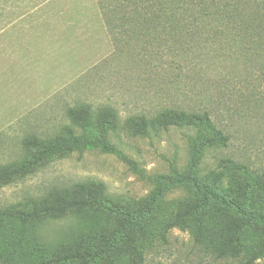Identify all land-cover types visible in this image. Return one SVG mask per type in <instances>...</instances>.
Returning a JSON list of instances; mask_svg holds the SVG:
<instances>
[{"label": "rangeland", "instance_id": "374dc122", "mask_svg": "<svg viewBox=\"0 0 264 264\" xmlns=\"http://www.w3.org/2000/svg\"><path fill=\"white\" fill-rule=\"evenodd\" d=\"M184 1L0 0V169L17 170L0 185L10 228L24 213L48 249L75 248L94 236L100 244L99 234L119 228L125 212L141 211V231L129 240L142 264H248L219 254L226 224L243 213L210 202L197 214L201 224L170 225L202 199V190L178 184L183 176L200 186L219 180L218 193L235 197L249 182L245 213L264 211V68L247 63L250 46L226 20L193 22ZM87 108L91 129L68 117ZM164 110L206 114L220 133L202 138L198 164L194 129L165 124L137 134L141 118ZM98 183L97 206L35 217L57 196L74 199L77 185ZM263 231L255 222L241 242L257 248Z\"/></svg>", "mask_w": 264, "mask_h": 264}, {"label": "trees", "instance_id": "16d2710c", "mask_svg": "<svg viewBox=\"0 0 264 264\" xmlns=\"http://www.w3.org/2000/svg\"><path fill=\"white\" fill-rule=\"evenodd\" d=\"M184 2L186 6L183 3L182 5L194 17L191 19L193 22L226 20L227 25L231 26L241 36L243 35V39L250 46L247 57L249 62L247 63H254L260 69L264 68V0H185ZM120 12L121 10L119 11L118 9V13ZM130 13L133 14L134 11ZM261 76H264V72ZM258 101L260 102V100ZM73 115L76 116L77 114L73 112L68 114L72 121H81L88 128L92 126L90 122L93 115L90 108H87V111L83 112L78 119ZM105 123L108 122L105 121L104 126L107 125ZM165 124L184 125L195 130L197 140L193 139L190 147L194 165L198 164L201 158L202 141H207V139L202 140V138L212 135L213 139H216L220 135L210 125L206 114L202 118H197L195 114L170 112V110H164L150 121L141 118L136 124V132L140 136H146L150 130L156 131L157 128ZM214 141H209L207 147L213 145ZM13 171H8L6 168L0 169V185L11 181L17 173V170ZM261 181V190L264 192V175ZM177 182L178 184L187 182L190 188H195L198 191L202 190L203 193L201 202L186 207L182 213L177 214L173 218L170 225L182 227L185 224L184 222L189 219H194L201 224L197 214L208 206L210 202H219L226 209L237 211L236 213L238 214L243 213L247 217L246 219L235 217V220L226 224L225 239L219 248V254L223 257L242 255L248 264L264 256V231L261 236L262 242L258 244L257 248H253V242L250 245H245L241 242L242 234L248 226L255 222L264 225V211L260 207L249 208L250 212L245 213V209L251 207L248 205L251 197L249 182H245L239 188L237 197L233 196L232 193L223 194L220 192L219 194L218 190L221 183L219 180H214L213 185L200 186L194 183L192 176H183L178 178ZM102 192L103 186L99 183L96 184L95 188L90 187L88 190H85L82 185H77L74 199L67 201L61 196H57L55 203L50 208H39L35 217H39L45 212L57 214L72 208L97 206ZM141 215H144L141 211L125 212L119 228L113 232L99 234L100 244L96 243L94 236L89 242L75 248L62 247L50 250L38 241L35 235V222L33 219L22 213L15 217L18 220V224L10 228L6 219L13 218V215L10 211H6L5 214H0V264H142V255L138 253L137 245H134L129 240L133 233L141 231V222L144 220ZM198 229L200 231L198 237L202 241L204 239L201 238L202 227L199 225ZM143 237L144 239L147 238L144 234ZM119 249H123L122 252L125 254L124 263H121L122 259L117 257Z\"/></svg>", "mask_w": 264, "mask_h": 264}, {"label": "crops", "instance_id": "0c3cea01", "mask_svg": "<svg viewBox=\"0 0 264 264\" xmlns=\"http://www.w3.org/2000/svg\"><path fill=\"white\" fill-rule=\"evenodd\" d=\"M21 2H18V0H15L14 5L15 6H25V5H30L31 6V0H20ZM6 5H8L7 3H4L1 5V7H5Z\"/></svg>", "mask_w": 264, "mask_h": 264}]
</instances>
